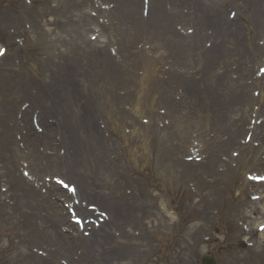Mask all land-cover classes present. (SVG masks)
Returning <instances> with one entry per match:
<instances>
[{
  "label": "rangeland",
  "instance_id": "obj_1",
  "mask_svg": "<svg viewBox=\"0 0 264 264\" xmlns=\"http://www.w3.org/2000/svg\"><path fill=\"white\" fill-rule=\"evenodd\" d=\"M48 1L49 7L52 8V12L46 17L49 21L47 24L43 23V28H54V34L52 33L50 37L52 39L58 38L59 41L64 40V42L61 43L52 40L47 43L43 40V43L40 45L33 47L25 45L22 48H17L14 39L24 33L22 26L24 24L30 25V29L32 28L37 32L38 29L42 27V23L39 20L34 22L29 13H26L28 15H25V13L22 15L18 13L19 8L23 6L21 0H0V43H5V45L9 47V51H11L9 56L0 58V108H8L11 105L13 109V107L16 106L14 102H18L16 99L22 98L21 94L10 93L12 88L9 89L13 80L12 75L15 73V70L9 67L13 65V59L15 58L21 61V68L25 63L35 62L33 64V78L37 73L40 75L42 74L47 83L53 79V73L51 70L54 69L57 63L63 64L62 62H64L68 65L70 70L74 71L75 69L77 72H80L82 75L79 74L77 76L78 78H81V76L83 77V74L87 72L88 68H90V59L87 58L85 52L87 46L89 50L90 41L88 40V33L91 32V28L87 29V25L79 26L80 24L76 23V19L82 17L79 3L77 2V5H72L71 0ZM216 1L220 2L215 3ZM234 2L235 5H233ZM237 2L239 3L238 5H236ZM32 3L35 14L38 15V9L41 7V2L40 0H33ZM213 3L215 7L212 12L213 16H210V18H213V20L215 18L218 22L224 23L226 21H231V19L228 18V12H236V18L239 20L237 24L232 26L237 28L240 27L243 33L241 32L238 35L239 31L237 30L236 34L238 36L236 34L233 35L231 40L236 37H244L243 41L240 42L244 43V47L239 48L236 51L225 53L227 49L226 45H229L228 40H220L217 35L214 37L211 25L202 24L201 20H194L197 24L203 26L204 32L206 33V37L201 38L199 41L201 45L200 48L211 49L212 47V49L216 51L217 56L219 55L220 58L223 57L224 60L227 59L224 66H226L228 72L225 74L221 65L215 61L206 59V54L202 53V50L195 49L193 52L196 64L192 66L191 70L195 67L196 80H199L201 77V73L197 72L199 68L210 66L211 69H216L215 71L217 74L222 75L220 78L222 81V87L224 88L222 89V92L220 91L221 94L220 92L216 93L215 89L212 87H208L204 91L201 90L203 86L202 83L199 82V89L201 92L197 99H193L189 93H182L181 89L182 102H179L180 104L176 107L174 116L177 119V123L181 122L184 128L185 144L183 149H180V141L172 145L173 140L169 145H166L167 148L172 147L170 151L165 150V147H161V137L165 134V130H167L166 132L170 131L171 126L168 125V127H162L163 129H157L155 125H157L161 119L166 117L159 116L158 121H156L157 118L151 120L146 126L147 129H145L140 123L136 124L135 122L130 121L131 114L130 116L127 115L124 117V113L122 112L124 105L133 107L134 113H132L138 114L137 116L141 115L140 113L147 114V111L143 106L142 108H136V104L132 98L128 99L122 97L120 100H116V90L123 89L121 84L119 87L116 86L115 89H112L111 87L107 89V86H104V89L100 92L91 85L88 91L89 93L87 94L85 85L90 84V75L88 78H85V81L83 80V82H81V95L82 97L85 96L83 101L89 103L87 106L90 107L91 110L94 108V110L99 109L102 111V118H108L110 125H112V128L109 130L113 138L111 143L118 144V147L114 146L115 149L113 148L117 153L118 159L116 163L118 167V171L116 172L117 180L115 182L119 183L118 188L120 191L125 188L133 191L130 201L139 202V208L136 212H130V215L133 214L131 219L136 224L137 228L139 226H146L147 234L144 236L143 240L141 239L137 242L138 247L140 248V257L136 263L130 264H189L192 260L195 264L198 263L201 255L204 254L206 250L216 254L221 264L225 259L224 256L226 254H231L230 250L235 251L238 244L240 235L238 234L239 230L237 232L238 226L235 222L236 220H242V217L237 214V212H239V209L243 206H247V208L252 207L250 203L246 202L248 199L249 185L245 184L243 174L244 171L249 172L254 170V167L245 169V167H243V158H238L237 169L233 167L230 162L220 160L221 156L229 157L232 150H237L239 139L243 134L242 130L234 134L236 144L222 146L219 149L217 146L221 144L219 141L227 139L225 137L230 134L229 130L230 127H232L231 124H234L233 117L239 115V111L235 105L237 98H235L233 93V87H236L240 81V74L245 73L244 67L247 66L250 69V75L243 76L245 82L243 83L247 85L248 94H250L253 89L258 90V87L256 88L249 82L252 81L251 76H253L256 67L261 64L262 57L255 60L251 59V56L253 57V55H251L252 50L250 47L253 42L254 44H257L263 34L260 32L258 34L255 33L252 27L247 31L244 26V23L250 25L255 17V15H253V5L250 4V1L201 0L199 3L200 6L198 5L199 12L205 14L206 11L203 6H211ZM90 4L91 0H88V3L83 8L89 7ZM258 5L264 7V0ZM189 6L191 8L194 5L190 4ZM259 7V9H262L261 6ZM187 9L188 7H185V10ZM193 9L194 13H196L197 6ZM119 10L120 8L116 7L112 12L117 15ZM69 18L72 19L67 21ZM137 19H141L140 11L137 14ZM53 21L57 22V24L54 25ZM232 26H230V28ZM151 28L152 27L150 26L147 27V32L141 30L142 32L140 34L144 36L149 33L154 36V29L150 32ZM227 28H229L228 24L226 25V29ZM133 32L136 33V31ZM144 39L154 42V40H152L153 37L152 39L151 37L147 39L146 36ZM205 40L207 41L205 42ZM206 43L210 44V46L207 47ZM123 45L125 46V44ZM44 46H47V51L43 50ZM18 50L21 54H24V58H21L18 55ZM242 51L246 52L243 56L239 54V52ZM43 61H45L47 66L43 67ZM36 63L41 64V70L35 65ZM73 64H75L74 69ZM252 65H254L253 68H251ZM113 80L115 81V79ZM238 87H240V85ZM173 94H175V89H173ZM108 95L117 102V112L113 113L111 106L103 105V99H105L106 96L109 97ZM135 95V97H137V94ZM213 100L219 102H212ZM213 104H217V107H214V111L219 113L224 112V117H220L218 120L214 119L216 114L211 109V105L214 106ZM253 107H258V105L252 104V109ZM54 109H56V107L52 110ZM263 112L264 109L262 113ZM51 116L52 115H49V118H51ZM166 116H170L169 112ZM217 117L219 116L216 115V118ZM248 119L249 116L247 114L245 121L248 122ZM117 121H120V123ZM17 122L21 124L20 120ZM104 122L106 123V121ZM131 122L136 125L138 129H136V132L145 136V148L134 151L133 157H131L132 154L128 155L125 153L126 145L131 143V140H129L130 142L126 144L125 138L131 139V135H123L122 132L119 134V131L115 135L113 132V125L128 126ZM225 127H229V129ZM12 132L11 138L14 141V136L16 133L21 132V127H18L17 130H13ZM262 132L264 133V123L259 125L258 137L255 138L259 145L253 147V149L256 150L254 156L257 157V161H254L255 159L253 157L250 160V164L257 166V169L255 170L256 172H264V160H259L260 155L264 156V151H260V145L264 142V139L262 143L260 140V136L264 138ZM218 137L219 139H217ZM213 140L219 141L215 142V145L213 146L211 143ZM198 144H201L200 155H203L204 158L206 157V159H208L210 151L217 154L218 158L216 160L218 162L215 164V169H213L215 171L212 169L207 171L206 168L208 167L200 165L202 162L193 161L194 164H196L194 165L192 161H185L190 149L197 147ZM164 151L166 152V160L164 159ZM4 155L6 154L0 147V173L2 171L0 174V181L9 185V188H12L13 190L11 192H15L16 186L20 183L19 180L21 179L16 171V166L10 167L9 159ZM5 162H8V165H6ZM217 168H219V170ZM107 170L110 171L111 169L108 168ZM70 174L72 175L73 173ZM77 178L80 183L83 181L79 176H77ZM111 183L114 182L112 181ZM86 201L89 203H95L98 202V198H91ZM107 201L106 198H101L99 204L100 207H103L104 204L106 205ZM164 202L181 213L182 222L184 223L181 230L174 222V218L169 216L165 209L162 208L161 203ZM219 207L221 208V214L216 215L215 211L218 210ZM18 208L19 207H16V209ZM223 209H225V211ZM40 210L41 214L48 211L46 207L45 210ZM22 214L20 212L16 214L17 217H19L18 220H16L17 222L7 223L2 219L4 217L3 213H0V243L2 246H5L7 240L4 236L3 230H8L10 233L8 238H10L11 243V250L7 253H1L0 264H41L34 260V256H37L35 252H28L25 242H13V239L17 240L19 235L23 232L22 230H24L21 218L25 219L24 216L27 215L23 212ZM41 216L44 218L45 214H42ZM198 220H200L201 223L202 220L205 222L204 226L206 225V227L204 231L206 230L207 232L210 227V230L212 231L211 234L218 233L222 237V234L227 231L230 236L227 242L224 241L225 246H222V242H213V239L208 244H201L199 237L201 229L198 227ZM140 222L142 223L140 224ZM42 224L44 229H47V224H49V222L43 220ZM37 227L38 226L35 225V229ZM185 229H188L187 233L185 232ZM232 240L234 241L232 242ZM180 244H182L184 248H181ZM219 246L221 247L219 248ZM263 246L264 245L261 244L258 248L263 249ZM227 247L230 250H228ZM137 251L138 250H135L133 255H125V257L123 256L117 261L123 259L134 261L136 260L135 257H137L135 256ZM29 254L31 256H29ZM184 255L188 259L181 258V256Z\"/></svg>",
  "mask_w": 264,
  "mask_h": 264
},
{
  "label": "bare ground",
  "instance_id": "obj_2",
  "mask_svg": "<svg viewBox=\"0 0 264 264\" xmlns=\"http://www.w3.org/2000/svg\"><path fill=\"white\" fill-rule=\"evenodd\" d=\"M248 1H250L251 2L250 4L253 5V9L255 12L254 14H256L259 11V7L257 6V3L259 0H248ZM71 2H72V5H77L75 0H71ZM44 3H45V5H48L46 0H44ZM134 3L137 6V2L135 0H134ZM140 3H142V2L140 1ZM153 3H154V9H153ZM140 8H142V4H141ZM164 9H166L165 5H160L157 7V2H154V0H150L149 12L154 13L155 19L157 20L155 22L161 23L158 28L156 27L159 30L164 29V28H168L169 27L168 25L171 22V20L168 19V16L163 14ZM51 11L52 10H50V8L48 6L44 7L43 9L40 8L39 17L41 18V20L43 21V18H45L47 15H49V13ZM126 14H127L126 19H128L129 13L126 12ZM175 17H179V16H175ZM227 23L228 22H224V25ZM132 25L135 26L133 23H132ZM221 25L222 24H219L218 21L213 23V27H214L215 31H219V34L222 35V34L226 33V28L222 27ZM253 27L256 31L259 30V28H260L259 22L256 21L255 25H253ZM159 30H158V32H159ZM227 33H228V31H227ZM227 33H226V35H231L230 32L228 34ZM237 45H238V41H237V44L235 45V47L238 49ZM193 46H195V44ZM230 49H234V47H231V48L228 47L227 48V50H230ZM187 51H192V50L187 49ZM184 61H187V62L189 61V63L193 62L192 60L185 59V60H181V63L179 61V63L183 64ZM211 72H213V70L206 71L203 73V76H210ZM68 75H70L69 72H67V74L66 73L60 74V76L62 78H68ZM130 80L134 85L136 84L135 79L131 78ZM141 80H142V82H144L143 80H145V79H141ZM149 82H150V80H149V76H148L147 77V84L150 87H155V85L157 83L154 80L151 81L150 84H149ZM158 83H159V81H158ZM263 83H264V81L260 82V84L262 85V88H261L262 93H261V95H259V98H257L258 103H260V102L263 103L261 105H264V84ZM143 90H144L143 95L145 96V97H143V100H144V99H146L145 92L146 93H148V92L145 89H143ZM235 98H237V102L235 104L240 105V108H243V110H241V111L247 112L249 105L253 100L249 98L247 93L245 94L244 89H239ZM46 99L53 100L50 95H48V97H46ZM137 99H138V101L140 100V98H137ZM80 112H81V110H78L74 114L78 115L80 117V114H79ZM7 113L8 114L1 121L0 140H1V147L4 148L3 150L9 152V150L13 144V142L11 141V137H10L9 133H10L12 128L17 127V123L10 119L11 110L8 111ZM78 116H76V117L79 119ZM75 131L80 133L84 139L91 137L92 133H93L96 136V138H91V140L92 141H98L97 143H99V145H100V140L97 138L99 136L93 132L92 127L88 123L86 124V126H83V127H81L80 125L75 126ZM175 136H176L175 134L170 135V137H175ZM29 142L32 145L30 147L31 153H29L28 157L31 160L37 159L39 153H38V150H36L34 145H33L34 141H33L32 137H30ZM131 145H135V147H129L128 148V150H130V153H131V151H133L135 149L139 150L141 148H145V140H144V138L139 139V140L135 141L134 143H131ZM101 148H103V147H101ZM76 149L78 151L77 150L74 151L72 160H73L75 166L78 165L79 169L82 170L86 176L85 180L83 181V186L82 187L79 186V188H77L76 195H78V193L80 192V194H82L83 196L86 195L88 198H92L93 195L97 194L101 197H106V198L112 200L114 202V206L111 205L110 208H107V210H106V213L108 215L107 221H103V224L98 229H95L93 227L91 228V236L89 235L88 237H85L83 235H78V234L75 236L73 234V238H69L67 235L64 238V233L62 231H59L60 229L58 228L59 229L58 230L55 226L51 227L52 228L51 231H52V233H54V235H56V236L58 235L59 237L64 238V241H65L64 244H67V249H65V247H63L61 249L62 250L61 253L66 254L68 261L71 264H106L107 262L114 261L113 259H117L121 255L131 253L135 248H137L135 237L132 234H130L129 231L127 232L125 229V227H127V225H128L127 223L130 220L129 212L133 209V207H132L133 205L130 201H128L129 198L126 195L125 190H124V192L119 191L117 193L118 184L116 182L112 185L115 188V190H112V192L106 190L108 187H110L109 183L111 181H113V179H115V174L114 173H108L107 169L102 164V159H101L100 155H93L90 152H88V154L85 155L81 146H77ZM101 150H104V149H101ZM165 150L170 151L171 149L167 148ZM13 151H14V154H16L17 156L21 155V153L18 150H13ZM102 152H104V151H102ZM163 154H165L164 159L166 160V158H165L166 152L164 151ZM74 171L77 173H80L76 169ZM259 185H262V184H259ZM97 188L99 189V191L96 190ZM52 190H56V189L52 188ZM24 191H25L24 192V194H25L24 198L27 197V199L25 200V205L30 208V209L28 208L29 210H31V208H32L31 214L33 216H35V213L33 211V206L40 207L42 205V203L40 202L41 195H39L32 188H30L26 185H25ZM112 193H114V194H112ZM32 201H35V202H32ZM47 203H48V207L50 206L51 210H55L56 215H58L59 218L62 217L61 220H63L64 216L61 213V210L57 207L58 206L57 203L51 202V201H49V199H48ZM32 215L30 216L31 218H33ZM52 215L53 214H50L48 216V221L53 224V220L56 218H54ZM9 219H11V218H9ZM65 224L68 227H74L73 224H69L68 222ZM28 225L30 227H32L31 222ZM116 227L119 231V238L124 239L122 241V243H120L118 241L117 236H115V234L113 232V228L115 229ZM129 230H132V229L129 228ZM125 233H127V235H123ZM27 234H30V233H27ZM31 241H30V243H31ZM77 249L80 250L79 255L76 259H74V258H72L71 254H72V251H75ZM59 253H60V251L59 252L55 251L56 256H54V257H57V255ZM137 256H139L138 251H137ZM256 256H258V255H256ZM254 257H255V255H254ZM252 260H253V257H250L248 259V261H250V262ZM36 261L44 262V260H42V258H36ZM52 263L55 264V259Z\"/></svg>",
  "mask_w": 264,
  "mask_h": 264
},
{
  "label": "snow or ice",
  "instance_id": "obj_3",
  "mask_svg": "<svg viewBox=\"0 0 264 264\" xmlns=\"http://www.w3.org/2000/svg\"><path fill=\"white\" fill-rule=\"evenodd\" d=\"M5 51L6 50H4V49H0V55L4 54ZM262 71H264V69H262ZM26 175H27V173H26ZM260 179H264V178H260ZM57 183L63 185L64 187H68V185L65 184L63 180L57 179ZM72 191H75V189L73 188ZM262 227H264V226H262Z\"/></svg>",
  "mask_w": 264,
  "mask_h": 264
}]
</instances>
